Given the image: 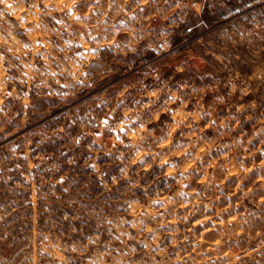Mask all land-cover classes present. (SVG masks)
Masks as SVG:
<instances>
[{"label":"rangeland","instance_id":"rangeland-1","mask_svg":"<svg viewBox=\"0 0 264 264\" xmlns=\"http://www.w3.org/2000/svg\"><path fill=\"white\" fill-rule=\"evenodd\" d=\"M0 264H264V0H0Z\"/></svg>","mask_w":264,"mask_h":264}]
</instances>
